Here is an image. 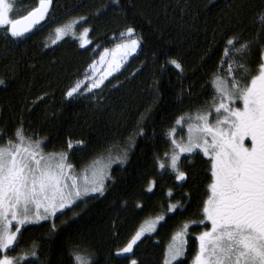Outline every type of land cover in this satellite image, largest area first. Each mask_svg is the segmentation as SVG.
Wrapping results in <instances>:
<instances>
[{"label":"trees","instance_id":"1","mask_svg":"<svg viewBox=\"0 0 264 264\" xmlns=\"http://www.w3.org/2000/svg\"><path fill=\"white\" fill-rule=\"evenodd\" d=\"M109 4L110 0H53L44 26L26 42L14 44L0 35V79L10 85L7 90L0 86V132L6 133L0 145L22 123L26 135L35 134L46 142L45 153H67L76 172L101 162L111 177L105 182L103 196L94 194L67 215L58 214L56 234L50 232L49 222H42L45 227L30 226L18 251L9 255L22 254L21 250H29L35 242L39 264H75L74 251L91 264H130L115 256L117 250L145 221L165 215L174 218L167 219L163 227L157 225L156 232L145 234L131 257L140 264H163L173 236L185 223L200 218L201 201L207 198L204 194L210 183L207 158L201 154L184 161L181 168L192 182L180 188L174 177H161L153 157L163 160L170 151L161 137L177 117L211 106L213 74L228 79V64L221 63L224 34L236 33L242 42L251 41L249 58L259 57L264 45L260 19L264 0H121L123 12L109 10L95 19ZM37 5L38 0H16L18 17ZM80 17L87 22L76 25L75 38L70 34L54 44L55 29ZM130 25L142 39L143 50L108 78L95 96L69 103L66 90L83 75L97 48ZM85 28L89 29L87 42L80 48L78 35ZM162 49L181 63L183 71L168 73L171 87L157 101L152 96L153 82L160 64L169 58L159 55ZM142 114L148 117L146 138L137 135ZM78 141L84 143L78 145ZM69 142L72 148L67 147ZM125 155L126 164L114 162ZM151 182L156 186L149 193ZM185 195H190L191 207L183 215L168 213L169 204L189 203L183 199ZM203 230L195 225L188 230L186 253L181 258L187 264L197 251L195 237Z\"/></svg>","mask_w":264,"mask_h":264},{"label":"snow or ice","instance_id":"2","mask_svg":"<svg viewBox=\"0 0 264 264\" xmlns=\"http://www.w3.org/2000/svg\"><path fill=\"white\" fill-rule=\"evenodd\" d=\"M52 4L53 0H38L37 6L18 17L16 0H0V35L14 44L26 42L30 34L44 26L42 22L49 18ZM109 10L123 12L121 0H110L109 5L95 14V19L107 15ZM260 19L264 22V15ZM81 22H87V18L80 17L56 28L57 40L53 43L58 44L70 34L75 38V27ZM88 31L85 28L78 38L80 48H85L83 41ZM135 33L136 29L131 25L119 33L120 42L116 44L103 76L96 77L86 72L83 80L69 86L65 93L69 103L77 98L95 96L94 90L101 89L109 76L120 71L127 57H134L138 50H143L142 39ZM222 42L224 59L221 63L228 64V79L213 74L211 106L194 117H177L174 125L161 137L170 151L164 153L163 160L153 157L154 163L162 170L161 177H174L176 186L180 188L192 182L190 174L181 168L189 158L202 154L207 158L205 163L209 165L210 172V183L204 194L207 198L200 205V218L191 224L185 223L173 236L163 264L176 261L187 264L181 258L185 256L188 230L193 225L196 229L202 226L204 230L195 237L198 248L192 264H264V45L259 57L251 60V41L242 42L239 34L226 33ZM108 51L105 49V53ZM159 55L169 58L160 64L159 76L153 82L152 96L157 101L171 87L168 73L172 69L183 71L181 63L171 58L166 49H162ZM100 60H105L104 54ZM89 67L94 71L95 62ZM0 86L5 90L10 87L4 79H0ZM237 101L242 106H237ZM147 120L148 117L142 114L137 123L139 137L146 138L144 128ZM184 124H187V138L177 140V129L182 130ZM5 135L0 132V140ZM82 143L77 142L78 145ZM44 147V140L35 134H25L22 123L7 142L0 145V264H24L26 261L39 264V245L35 242L29 250H21L22 254L13 256L9 252L18 251L24 232L30 231V226L45 227L42 222H49L50 232L56 234L58 214L67 215L81 203L86 204L87 198L94 194L103 196L105 182L111 179L104 169L93 170L90 176L81 177L68 161L67 153H45ZM67 147L72 148V143L69 142ZM130 147L134 148L135 144ZM182 156L184 160H181ZM114 162L126 164L128 157L125 155ZM155 186V182H151L147 192L151 193ZM168 196L172 197L171 191ZM183 199L189 203L169 204L168 213L183 215L191 207V197L185 195ZM171 218L174 217L158 216L148 228L136 231L115 256L125 262L130 261V264H140L131 258L135 255V247L146 232H156L157 225L163 227ZM71 255L75 264H91L79 252L74 251ZM29 257L37 259L30 261Z\"/></svg>","mask_w":264,"mask_h":264},{"label":"rangeland","instance_id":"3","mask_svg":"<svg viewBox=\"0 0 264 264\" xmlns=\"http://www.w3.org/2000/svg\"><path fill=\"white\" fill-rule=\"evenodd\" d=\"M69 24V23H68ZM63 27V26H62ZM124 31V30H123ZM123 31H121V32H123ZM83 33V32H82ZM82 33H80L79 35H78V37H80L81 36V34ZM76 35V34H75ZM118 36H119V33L118 34H116V35H114V36H112L111 38H110V40H109V43L108 44H103V45H101V46H99L98 48H97V53H96V55H95V57H94V59H93V61L88 65V67L86 68V70L84 71V73H83V75L79 78V79H77V80H83L84 79V76H85V73L87 72V73H89L90 75H92V76H96V77H100V76H103L106 72H107V70H108V62H110L111 61V59H112V56H113V50L115 49V47H116V44L117 43H119L120 42V40L118 39ZM57 39V37L55 36V40ZM87 39V38H86ZM86 39H84V44L87 42V40ZM105 49H108L109 51L107 52V53H105ZM102 54H104L105 55V60L104 61H101L100 60V56L102 55ZM118 55V54H117ZM130 57H127L126 58V60H125V62H124V65H125V63L128 61V59H129ZM95 62V70L93 71V69H91L89 66L90 65H93V63ZM123 65V66H124ZM123 67H121V69H122ZM120 69V70H121ZM119 72V71H118ZM117 72H114L113 73V75L114 74H116ZM112 75V76H113ZM111 76H109L108 78H110ZM76 80V81H77ZM75 81V82H76ZM106 81V80H105ZM104 81V82H105ZM96 90H94V92H95ZM237 106H242V104H241V102H239V101H237ZM196 114H191V115H187V116H195ZM210 119H211V117H210ZM186 138H187V124H184L183 125V127H182V130H181V128H178L177 129V135H176V139L177 140H180V139H185L186 140ZM246 143H247V141H246ZM96 169H104L106 172H107V165L106 164H103V163H101V162H98V163H96L95 165H93L92 167H89L87 170H85V171H81V172H76L77 174H79L81 177L82 176H84V175H88V176H90L91 175V172L93 171V170H96ZM108 174V173H107ZM156 218L157 217H155V218H151V219H148L147 221H145L143 224H141V226L139 227V229L138 230H140L141 228H148L149 227V225H151L155 220H156ZM137 230V231H138ZM145 234H150V233H148V232H146ZM196 236H198V234L196 235ZM173 242V240H171L170 242H169V244H171ZM197 243H198V241H197ZM169 244L167 245V248H168V246H169ZM197 248H198V246H197ZM166 251H167V249H166ZM192 264V263H191Z\"/></svg>","mask_w":264,"mask_h":264}]
</instances>
